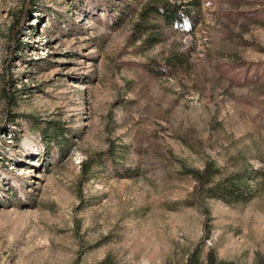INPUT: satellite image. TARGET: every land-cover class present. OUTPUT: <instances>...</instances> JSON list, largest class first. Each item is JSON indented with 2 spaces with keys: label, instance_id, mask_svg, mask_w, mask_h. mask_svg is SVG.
<instances>
[{
  "label": "rangeland",
  "instance_id": "rangeland-1",
  "mask_svg": "<svg viewBox=\"0 0 264 264\" xmlns=\"http://www.w3.org/2000/svg\"><path fill=\"white\" fill-rule=\"evenodd\" d=\"M148 1L0 0V264H264V0Z\"/></svg>",
  "mask_w": 264,
  "mask_h": 264
},
{
  "label": "trees",
  "instance_id": "trees-1",
  "mask_svg": "<svg viewBox=\"0 0 264 264\" xmlns=\"http://www.w3.org/2000/svg\"><path fill=\"white\" fill-rule=\"evenodd\" d=\"M28 1V0H27ZM29 5L26 9V18L33 11L32 3L34 0H29ZM25 11V9H24ZM189 12L186 7L182 4L177 3L174 0H149L144 7H142L140 12L141 20L147 23V26L152 27V24L148 22L152 20L153 17H160L167 25L181 27L184 22L189 19ZM115 18V17H114ZM114 21H116V26L121 23V18L117 16ZM149 28L144 30L143 33H148ZM155 37V36H152ZM151 38L148 36L147 39ZM21 43L20 45H22ZM177 62L184 63L185 56L180 54L177 56ZM149 70L154 73H163L168 67V65H161L158 67H152L147 65ZM113 155H111L112 157ZM91 161H94L93 159ZM220 168L214 160H208L203 169L189 168L187 172L191 174L196 180L195 194H207L209 196H214L223 199L227 202L232 201H247L253 196L252 189L249 185L248 178L245 177V173H237L232 176H226L219 180H214V177L219 173ZM127 175H130L132 168H125Z\"/></svg>",
  "mask_w": 264,
  "mask_h": 264
}]
</instances>
